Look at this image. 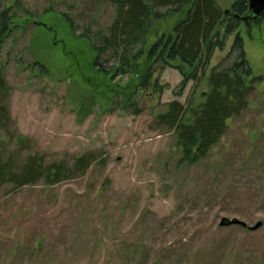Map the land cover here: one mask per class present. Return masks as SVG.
I'll return each mask as SVG.
<instances>
[{"label": "rangeland", "instance_id": "1", "mask_svg": "<svg viewBox=\"0 0 264 264\" xmlns=\"http://www.w3.org/2000/svg\"><path fill=\"white\" fill-rule=\"evenodd\" d=\"M216 3L223 11L231 6ZM6 10L13 22L0 47L4 159L72 164L93 154L96 160L86 174L58 184L0 186V264H264L263 18L242 22L224 50L213 53L207 75L229 55L234 61L239 33L253 76L263 80L209 156L189 165L157 117L173 101L200 105L207 77L196 88L193 81L182 87L176 68L156 65L152 86L136 97V114L126 102L136 77L110 80L96 72L90 43L58 13L106 30L114 17L107 1L0 0V17ZM184 12L153 19L148 42ZM224 218L261 226L221 227Z\"/></svg>", "mask_w": 264, "mask_h": 264}, {"label": "trees", "instance_id": "2", "mask_svg": "<svg viewBox=\"0 0 264 264\" xmlns=\"http://www.w3.org/2000/svg\"><path fill=\"white\" fill-rule=\"evenodd\" d=\"M105 1L114 9L113 20L106 30L80 27L69 13L57 12L75 34L80 31L79 36L90 43L95 52L93 68L96 72L110 77V80L117 76L136 77L133 91L126 98L127 104L136 107V114L140 112L136 97L140 91L152 86V71L156 65L162 66L161 69L163 65L176 68L183 78L182 87L193 81L196 88L207 77L209 90L203 93L204 101L200 105L187 107L180 101H173L168 110L157 117L159 123L174 132L181 153L180 162L193 165L207 158L226 134L229 120L242 114L255 84L263 80L253 76L239 33L232 46V53L236 54L234 61L229 64L228 60L232 58L229 55L223 66L221 64L207 75L215 50H224L228 38L240 28L242 18L250 14L249 0H230V9H226L228 13L218 6L216 0ZM16 4L18 6L20 0H16ZM159 8L169 10L161 14L157 11ZM184 10V17L171 30L148 42L153 19ZM49 11L53 10L45 13ZM7 14L8 10L0 17V47L11 32L13 17ZM44 25L39 22L36 26ZM110 61L114 64L107 65ZM36 64L45 70L43 64ZM154 84L155 92L160 91L157 82ZM6 91L0 86V94ZM0 121L7 122L6 107L1 104ZM95 160L93 154H87L76 157L72 164L60 160L45 165L44 157L29 156L18 164L15 155L4 159L0 152V186L12 184L19 189L40 181L46 185L58 184L86 174Z\"/></svg>", "mask_w": 264, "mask_h": 264}, {"label": "water", "instance_id": "3", "mask_svg": "<svg viewBox=\"0 0 264 264\" xmlns=\"http://www.w3.org/2000/svg\"><path fill=\"white\" fill-rule=\"evenodd\" d=\"M228 12L229 10L225 11V13H228ZM249 12L250 14L247 17L242 18V21L245 23H247L248 21L252 19H258L260 17H264V0H249ZM232 225L242 226L250 230H257L261 226V223H258L254 227H248L246 223L238 219L229 220L227 218H224L220 223L221 227L232 226Z\"/></svg>", "mask_w": 264, "mask_h": 264}, {"label": "flooded vegetation", "instance_id": "4", "mask_svg": "<svg viewBox=\"0 0 264 264\" xmlns=\"http://www.w3.org/2000/svg\"><path fill=\"white\" fill-rule=\"evenodd\" d=\"M262 18L264 19V17H260V18H258V19H252V20L248 21L247 23L249 24L250 22L257 21V20L262 19ZM242 22H243V21H242ZM244 23H245V22H244ZM247 23H246V24H247Z\"/></svg>", "mask_w": 264, "mask_h": 264}]
</instances>
